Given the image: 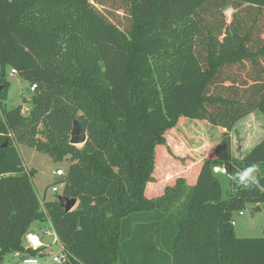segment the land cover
<instances>
[{
    "label": "trees",
    "instance_id": "1",
    "mask_svg": "<svg viewBox=\"0 0 264 264\" xmlns=\"http://www.w3.org/2000/svg\"><path fill=\"white\" fill-rule=\"evenodd\" d=\"M12 70L36 86L28 115L7 107ZM253 113L264 118V0H0V261L40 255L23 241L49 222L70 264H264V237L233 224L264 206L231 179L255 162L264 186V139L232 153ZM185 119L226 130L200 161L182 151ZM20 146L68 162L60 194L76 208L41 203Z\"/></svg>",
    "mask_w": 264,
    "mask_h": 264
},
{
    "label": "rangeland",
    "instance_id": "2",
    "mask_svg": "<svg viewBox=\"0 0 264 264\" xmlns=\"http://www.w3.org/2000/svg\"><path fill=\"white\" fill-rule=\"evenodd\" d=\"M231 13V9L227 10L229 16ZM9 80L11 86L7 107L12 109L18 105H22L23 110H28L32 96L30 84L18 75L12 76L10 74ZM24 99H26V102H24ZM177 131L182 142L185 144L182 151L190 153L200 161L203 155H205L207 147L214 148L226 130L221 127H215L206 121L185 119L178 124ZM262 133L264 139V118L259 113H253L238 122L231 132L233 155L237 158L242 156V151L249 149V147L258 142L261 139ZM19 151L27 169H34L36 171L33 184L40 200L44 202L53 199L58 194L60 195L62 186L60 183L63 182L64 177L57 176L56 171L61 169L66 174L69 166L68 162H55L47 154L40 153L26 146H20ZM217 177L221 183L223 199L227 200L231 189L229 177L225 174H218ZM53 186L59 187L58 193L52 191ZM258 207L260 210H256ZM234 220L235 233L238 238L264 237L263 205H248L243 212L234 214ZM47 227L49 228V233L42 235L46 253L40 257V264H58L53 258L62 255V246L56 241L51 225ZM23 244L25 247L28 245L26 239H24ZM25 257L28 256L10 253L4 256L0 264H20L19 261Z\"/></svg>",
    "mask_w": 264,
    "mask_h": 264
},
{
    "label": "built area",
    "instance_id": "3",
    "mask_svg": "<svg viewBox=\"0 0 264 264\" xmlns=\"http://www.w3.org/2000/svg\"><path fill=\"white\" fill-rule=\"evenodd\" d=\"M11 75L12 76L17 75V71L16 70H12ZM35 88H36V86L34 85L32 87V91H34ZM219 167H220V171L219 172H214V173L227 175V172H226L225 168L221 167V166H219ZM56 175L59 176V177H64L65 173H64L63 170L58 169L56 171ZM52 191L55 192V193H58L59 192V187L58 186H53L52 187ZM233 224L235 225V221H233ZM48 233H49V229H45V234H48ZM54 236H55L56 241L58 242V239H57V236H56L55 233H54ZM26 241H27V244H28L26 246L27 249L39 250L41 247H43V243L41 242V240L36 235H34L32 233H28L26 235ZM53 260L55 262H57L58 264H70V258H69L68 254L66 253V251L64 250L63 247H62V255L61 256H55L53 258ZM20 264H40V258L38 256L25 257L24 259H22L20 261Z\"/></svg>",
    "mask_w": 264,
    "mask_h": 264
},
{
    "label": "clouds",
    "instance_id": "4",
    "mask_svg": "<svg viewBox=\"0 0 264 264\" xmlns=\"http://www.w3.org/2000/svg\"><path fill=\"white\" fill-rule=\"evenodd\" d=\"M220 167L213 168V172H219ZM260 166L258 163L248 164L246 167L236 171L232 174L231 179L238 184L244 190H250L252 188L258 189L264 193V186L261 185Z\"/></svg>",
    "mask_w": 264,
    "mask_h": 264
},
{
    "label": "water",
    "instance_id": "5",
    "mask_svg": "<svg viewBox=\"0 0 264 264\" xmlns=\"http://www.w3.org/2000/svg\"><path fill=\"white\" fill-rule=\"evenodd\" d=\"M24 102H26V99H24ZM25 115H28L30 112V109L28 110H23ZM88 140L87 133L85 130L82 128L80 122L78 120H74L73 122V127L71 131V138H70V144L76 147H82ZM57 200L60 202L62 208H64L66 213H69L72 211L76 205H77V199H70L62 194H60L57 197ZM259 206V205H258ZM256 210H260L258 207Z\"/></svg>",
    "mask_w": 264,
    "mask_h": 264
},
{
    "label": "crops",
    "instance_id": "6",
    "mask_svg": "<svg viewBox=\"0 0 264 264\" xmlns=\"http://www.w3.org/2000/svg\"><path fill=\"white\" fill-rule=\"evenodd\" d=\"M217 129V128H216ZM262 131H263V129H262ZM263 140V133H262V135H261V139L258 141V142H256L253 146H251V147H249V149H247V150H243L242 152H243V156L244 155H246L252 148H254L257 144H259L261 141ZM61 189H62V186H61ZM41 203L43 204L44 202H42L41 201ZM77 205H78V203H77ZM76 205V206H77ZM76 208V207H75ZM47 226H50V223L49 222H46V223H40V222H35L33 225H32V229L30 230V232L29 233H32V234H34V235H36L40 240H41V242L43 243V241H42V235H45V229H49ZM44 233V234H43ZM41 248H43L44 250H43V252L42 253H40V255H38V257L40 258L42 255H44L45 253H46V247L44 246V244H43V247H41ZM18 255V254H17ZM22 260V259H21ZM20 260V261H21ZM20 261H19V263H20Z\"/></svg>",
    "mask_w": 264,
    "mask_h": 264
}]
</instances>
